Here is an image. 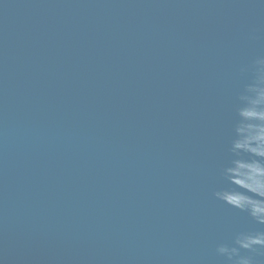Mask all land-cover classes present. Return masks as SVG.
<instances>
[{
	"label": "water",
	"instance_id": "95a60500",
	"mask_svg": "<svg viewBox=\"0 0 264 264\" xmlns=\"http://www.w3.org/2000/svg\"><path fill=\"white\" fill-rule=\"evenodd\" d=\"M260 56L264 0H0V264H224Z\"/></svg>",
	"mask_w": 264,
	"mask_h": 264
},
{
	"label": "clouds",
	"instance_id": "9594fccd",
	"mask_svg": "<svg viewBox=\"0 0 264 264\" xmlns=\"http://www.w3.org/2000/svg\"><path fill=\"white\" fill-rule=\"evenodd\" d=\"M241 71L251 72L253 78L238 97L230 159L220 170L225 187L214 197L264 226V56ZM215 252L224 264H259L257 258H264V231L238 232Z\"/></svg>",
	"mask_w": 264,
	"mask_h": 264
}]
</instances>
